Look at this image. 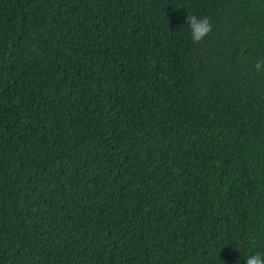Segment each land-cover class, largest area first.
I'll use <instances>...</instances> for the list:
<instances>
[{"label": "trees", "instance_id": "trees-1", "mask_svg": "<svg viewBox=\"0 0 264 264\" xmlns=\"http://www.w3.org/2000/svg\"><path fill=\"white\" fill-rule=\"evenodd\" d=\"M261 59L264 0H0V264L264 254Z\"/></svg>", "mask_w": 264, "mask_h": 264}, {"label": "clouds", "instance_id": "clouds-1", "mask_svg": "<svg viewBox=\"0 0 264 264\" xmlns=\"http://www.w3.org/2000/svg\"><path fill=\"white\" fill-rule=\"evenodd\" d=\"M186 23L189 25L191 40L194 44L201 43L212 31L213 25L207 17H197L195 14H187ZM264 67V59L257 60L254 68L257 73ZM245 264H264V254L256 253L245 259Z\"/></svg>", "mask_w": 264, "mask_h": 264}]
</instances>
